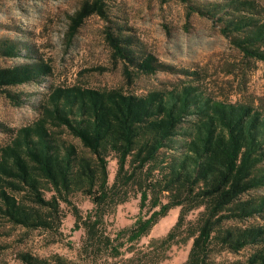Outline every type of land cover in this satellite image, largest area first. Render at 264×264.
<instances>
[{
    "label": "trees",
    "instance_id": "trees-1",
    "mask_svg": "<svg viewBox=\"0 0 264 264\" xmlns=\"http://www.w3.org/2000/svg\"><path fill=\"white\" fill-rule=\"evenodd\" d=\"M110 1L82 0L69 18V36L97 16L127 80L167 70L125 23L111 18ZM178 1L191 13L217 15L221 32L243 56L264 63V18L255 0H229L207 11L193 0ZM19 46L0 38V57L18 58ZM181 73L189 76L184 85L143 95L50 86L31 123L16 129L0 125L9 135L0 145V222L61 236V206H69L72 230H83L81 264H162L173 245L190 240L183 264H264V112L253 103L218 100L195 83L197 72ZM51 75L44 62L0 67V93L20 106L23 93L10 88ZM110 156L116 160L112 183ZM77 193L93 205L85 214L72 200ZM137 196L134 224L110 234L105 216ZM177 207L168 233L141 244ZM18 256L23 264H78L59 255ZM0 264L6 263L0 258Z\"/></svg>",
    "mask_w": 264,
    "mask_h": 264
},
{
    "label": "rangeland",
    "instance_id": "rangeland-1",
    "mask_svg": "<svg viewBox=\"0 0 264 264\" xmlns=\"http://www.w3.org/2000/svg\"><path fill=\"white\" fill-rule=\"evenodd\" d=\"M228 1L193 0L192 4L207 11L213 4ZM255 1L260 4L258 17L264 18V0ZM81 2L0 0V38L19 42L21 52L18 58L0 57V67L37 61L52 69V75L42 83L10 88L13 92L23 93L25 101L20 106L13 105L0 93V125L16 129L31 123L38 115L37 103L48 93L50 86L121 88L143 95L151 90L184 85L189 76L182 74V70L197 72L199 77L195 83L216 99L253 103L264 112V63L243 56L221 32L217 15L191 13L188 5L178 0H111V18L125 23L141 46L167 68L152 75L134 74L130 81L124 77L121 63L113 57L105 40V22L99 17L87 18L78 31L69 36V18ZM27 46L31 52L27 51ZM168 67L172 70L168 71ZM8 139L9 135L0 131V145ZM115 170L116 160L110 156L109 183L113 182ZM72 200L83 214L93 207L89 198L81 193L75 194ZM61 207V236L43 230H26L1 221L0 258L6 264H23L18 255L28 252L40 258L59 255L81 264L78 251L83 230H72L75 221L72 210L65 204ZM178 213L177 207L160 219L148 236L142 238L141 244L165 236L176 223ZM142 214L147 215L146 210ZM197 214L198 211H194L188 218L194 220ZM138 216L137 196L116 206L105 216L107 231L113 235L128 229ZM190 246L191 240L173 245L162 264H183Z\"/></svg>",
    "mask_w": 264,
    "mask_h": 264
}]
</instances>
